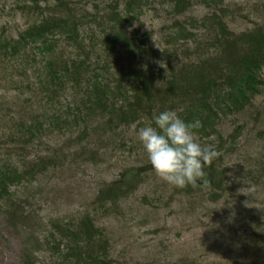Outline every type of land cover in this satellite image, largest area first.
I'll use <instances>...</instances> for the list:
<instances>
[{
	"label": "rangeland",
	"instance_id": "1",
	"mask_svg": "<svg viewBox=\"0 0 264 264\" xmlns=\"http://www.w3.org/2000/svg\"><path fill=\"white\" fill-rule=\"evenodd\" d=\"M123 1L129 0H0V28L5 37L17 38L40 22L42 11H59L58 5L62 8L65 3L86 23L84 39L90 50L94 39L101 43L102 29L113 25L107 21V7L115 2L123 10ZM136 1L141 6L140 20L125 24L124 29L136 44L146 35L151 51L159 54L178 48L181 56L192 59L198 48L211 41L204 23L209 14L223 16L236 36L264 22V0H193L182 16L173 13L168 0ZM181 25L187 31L183 37L191 41L171 46ZM67 44L57 42L55 57L71 56L74 51ZM0 56V167L12 164L35 174L30 183L15 186L13 208L0 203V264H26L28 252L36 264H59L44 245L45 235L56 230L54 224L74 227L85 215L106 234L115 264H264V251L248 240L264 217V121H258L264 117V93L244 114L221 121V145L216 136L195 135L202 146L215 148L219 169L227 175L221 196L209 190L186 194L153 170L137 138L144 125L111 131L114 127L105 126L100 116L90 119L88 126L75 124L80 112L72 90L58 96L56 106L47 104L40 83L45 62L37 49L28 52L30 60ZM112 61L116 71L128 68L125 60L113 57ZM148 61L154 69L163 65L158 55L151 54ZM91 62L98 63L97 59ZM93 70H87L89 79L109 80ZM54 115L63 118L54 124ZM34 121L39 122L37 134L34 131L29 139V134L21 135ZM236 126H240L237 145L231 150L225 140L232 141L229 135ZM140 167L147 172L145 182L132 197L116 206L96 203L103 183Z\"/></svg>",
	"mask_w": 264,
	"mask_h": 264
},
{
	"label": "trees",
	"instance_id": "2",
	"mask_svg": "<svg viewBox=\"0 0 264 264\" xmlns=\"http://www.w3.org/2000/svg\"><path fill=\"white\" fill-rule=\"evenodd\" d=\"M168 1L172 4L173 13L182 16L191 7L193 0ZM123 4V10L115 2L111 4L115 7H107L110 10L106 14L107 21L113 25L102 29L101 43L94 39L90 50L84 39L86 23L82 22L73 8L62 3V8L58 5L59 11L53 10L51 14L54 16L50 18L45 17L42 11L39 14L40 22H34L18 33V41L4 40V43H0V53L16 60L29 58L28 52L37 49L45 62L40 83L47 104L56 106L58 96H62L68 88V91L72 90L76 94L77 110L80 112L75 118V124L88 126L90 119L100 116L106 120L105 126L114 127L111 131L138 123L155 127L154 116L171 110L186 123L199 120L201 127L194 130L195 135L203 138L216 136L221 145L224 141L219 132L221 121L229 116L244 114L263 90L264 29L257 28L253 32L236 36L229 30L223 16L209 14L204 23L208 27L211 41L206 47L198 48L191 56L192 59L181 56L178 48L173 52L164 51L159 54L151 51L146 35L144 40L140 38L139 44L129 39L124 25L139 22L142 11L136 0L123 1ZM184 28L181 25L176 29L171 46H178L183 40L191 41L183 37L187 33ZM88 33L92 31L88 29ZM59 40L66 41L74 51L70 53L72 57L67 56V60L64 55L55 57ZM86 50L89 53L83 57L82 53ZM151 54L158 55L163 65L154 69L150 61L147 63ZM106 55L110 58H106ZM113 57L125 60L128 68L116 71L117 64L113 63ZM93 59H97L96 65H92ZM93 67L96 69L94 72L100 71V76L104 74L109 80L89 79L87 70ZM0 69L3 71L2 67ZM57 115L51 121L54 124L63 118ZM38 121L26 125L21 135L29 134L28 139L32 138L34 131H39L36 130ZM239 130L240 126H236L235 133L229 135L231 142L225 140L231 150L236 148ZM227 144L222 145L223 148ZM4 166L5 169L0 167V203L6 208H13L17 193L15 186L30 183L35 174L22 171L16 165ZM219 167L218 160L214 159L204 167L205 175L199 184L180 189L186 194L205 190L219 191L221 196L227 174ZM261 169L264 174V156ZM144 173L147 172L143 167L135 168L110 183H103L98 190L96 203L100 207L116 206L132 197L144 184ZM258 223L259 227L248 240H253L259 251H264V217ZM54 228L56 230L45 235L44 245L59 264H115L111 258L108 238L91 216L85 215L74 227L56 223ZM25 263L36 264L32 252L25 255Z\"/></svg>",
	"mask_w": 264,
	"mask_h": 264
},
{
	"label": "clouds",
	"instance_id": "3",
	"mask_svg": "<svg viewBox=\"0 0 264 264\" xmlns=\"http://www.w3.org/2000/svg\"><path fill=\"white\" fill-rule=\"evenodd\" d=\"M154 122L155 127L139 128L137 138L157 176L178 188L199 184L204 167L217 156L213 146H202L195 139L200 121L186 123L175 111L165 110L154 116Z\"/></svg>",
	"mask_w": 264,
	"mask_h": 264
},
{
	"label": "bare ground",
	"instance_id": "4",
	"mask_svg": "<svg viewBox=\"0 0 264 264\" xmlns=\"http://www.w3.org/2000/svg\"><path fill=\"white\" fill-rule=\"evenodd\" d=\"M51 13H53L52 11L51 12H46L45 13V17H48V18H50V17H52V16H54V15H52ZM56 14V13H55ZM63 17V16H62ZM228 28H229V26H228ZM257 28H259V29H264V22L262 23V24H259L258 26H256L254 29H252V30H250V31H248V32H253V31H255V30H257ZM1 30H0V43H4V40H15V41H18L17 40V38H13L12 36H8V37H5L6 35L5 34H7V33H5L4 34V29L3 28H0ZM229 30H230V28H229ZM231 31V30H230ZM232 32V31H231ZM248 32H244V33H248ZM234 35H236L234 32H232ZM244 33H242V34H244ZM241 35V34H240ZM0 55H2V58H4V59H6L5 57H7L6 56V54L5 55H3V54H1L0 53ZM0 58H1V56H0ZM262 93H264V87H263V90H262V92L260 93V95L262 94ZM242 115V114H241ZM260 115V114H259ZM259 115H258V117H259ZM239 116V115H238ZM263 116V115H262ZM258 121H264V117H262L261 118V120H260V118H258ZM137 125H142V123H138ZM222 191V193L224 192V187H223V189H221ZM214 194H216V193H218L219 194V191H214L213 192ZM260 225V224H259ZM259 225H258V227H259Z\"/></svg>",
	"mask_w": 264,
	"mask_h": 264
}]
</instances>
